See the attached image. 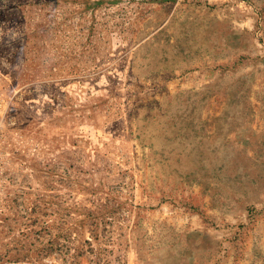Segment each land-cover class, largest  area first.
Instances as JSON below:
<instances>
[{"label": "rangeland", "instance_id": "rangeland-1", "mask_svg": "<svg viewBox=\"0 0 264 264\" xmlns=\"http://www.w3.org/2000/svg\"><path fill=\"white\" fill-rule=\"evenodd\" d=\"M0 264H264V0H0Z\"/></svg>", "mask_w": 264, "mask_h": 264}]
</instances>
